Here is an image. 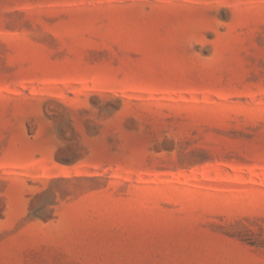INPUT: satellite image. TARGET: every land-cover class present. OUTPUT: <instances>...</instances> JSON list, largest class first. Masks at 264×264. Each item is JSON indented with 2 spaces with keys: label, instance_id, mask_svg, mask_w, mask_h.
Listing matches in <instances>:
<instances>
[{
  "label": "rangeland",
  "instance_id": "rangeland-1",
  "mask_svg": "<svg viewBox=\"0 0 264 264\" xmlns=\"http://www.w3.org/2000/svg\"><path fill=\"white\" fill-rule=\"evenodd\" d=\"M0 264H264V0H0Z\"/></svg>",
  "mask_w": 264,
  "mask_h": 264
}]
</instances>
